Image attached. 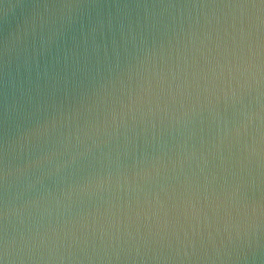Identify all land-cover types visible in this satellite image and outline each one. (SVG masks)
<instances>
[{
  "label": "water",
  "instance_id": "obj_1",
  "mask_svg": "<svg viewBox=\"0 0 264 264\" xmlns=\"http://www.w3.org/2000/svg\"><path fill=\"white\" fill-rule=\"evenodd\" d=\"M0 264H264V0H0Z\"/></svg>",
  "mask_w": 264,
  "mask_h": 264
}]
</instances>
